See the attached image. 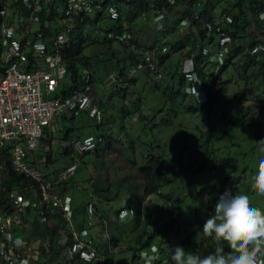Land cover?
Masks as SVG:
<instances>
[{
    "label": "built area",
    "instance_id": "2783aa9c",
    "mask_svg": "<svg viewBox=\"0 0 264 264\" xmlns=\"http://www.w3.org/2000/svg\"><path fill=\"white\" fill-rule=\"evenodd\" d=\"M200 3V0H0V264H72L76 260L87 264H119L111 256L115 250L109 223L105 219L99 221L97 197L93 193L89 194L84 208L85 227L88 231L98 227L97 237L105 243L96 244L94 241L99 240L80 237L74 227L72 197L62 194L61 189L71 181L79 162L74 158L68 166L51 172L40 168L47 162L46 154H38L44 150L40 147L41 141L47 139L46 130L52 127L56 116L66 114L79 118L87 115L94 125H105L99 103L87 93L92 87L89 85L92 83L90 72L86 70L81 77L85 86L82 91L74 84L70 87L60 85L69 75L63 53L77 42L74 35L84 34L87 27L103 28L106 23L119 21L126 27L125 15L129 12L140 13L142 22L152 30L153 39L149 46L159 36L166 35L167 41L172 30L185 35L189 26L187 19L199 18L191 6ZM179 6L183 7L182 17L185 19L181 20V17L180 23L174 25L172 15ZM44 10L47 15L42 21L40 14ZM259 19L264 24V12ZM202 23V29L210 38L207 41H212L211 45L201 48L202 64L217 71L232 56L233 18L220 12ZM33 24L37 26L35 30ZM104 33V37L115 42L131 39L127 30H104ZM212 45L213 51L210 50ZM161 54L174 55L167 45L161 47ZM248 54L257 60L264 54V42L255 43ZM151 56L148 53L141 63L131 66L129 75L147 71L160 80V64ZM183 64L187 95L205 99L192 58H186ZM117 83L118 76L113 72L103 80L102 87ZM60 86L61 90L57 92ZM125 86L123 83L122 88ZM104 144V137L95 133L70 141L67 149L82 156ZM14 176L31 179L36 186H23L21 192L16 183L10 185ZM58 214L62 216L67 234H64L65 241H57L54 256L63 260L49 262L48 245L51 243L31 239L28 225L32 229L33 224L43 226L50 222L49 216ZM134 215V209L124 208L117 219L123 221ZM20 232L26 236L22 237ZM160 253V248L151 245L137 252L134 264H172L169 255L161 257Z\"/></svg>",
    "mask_w": 264,
    "mask_h": 264
},
{
    "label": "rangeland",
    "instance_id": "374dc122",
    "mask_svg": "<svg viewBox=\"0 0 264 264\" xmlns=\"http://www.w3.org/2000/svg\"><path fill=\"white\" fill-rule=\"evenodd\" d=\"M209 1L216 7L215 10L218 12L224 8H227V11L230 10L236 0ZM59 11H61V8ZM129 20L132 21L131 27L135 29L134 37H137L141 45L149 46L153 39L152 30L149 28L147 23L142 22L140 13L136 16L135 13H133V17ZM177 20H179V16L175 15V19L172 20V23ZM127 21L128 19L124 21L125 24ZM36 28L37 26L33 24V29L35 30ZM86 34L90 35V39L92 38L96 41V43L92 45H86L82 52L84 56L91 58L92 65L89 69L91 70V73L94 72V78L103 76L104 70L110 71L115 65L116 59L121 60L126 57L127 53L118 52L120 47L115 42L112 44L111 50L108 49V45L100 42L105 35L103 29H92L87 27L84 30V35ZM169 35L170 38L168 37V40H171L173 43L179 42L181 39L180 35L175 31L171 32ZM79 36V34H75L74 39L78 41ZM134 37L132 36V39ZM158 39L161 42L163 40L160 36ZM252 43L253 41L247 42L245 43V46H249ZM111 53H114L116 58H113L114 56L112 55V57ZM179 61V55H172L168 58L164 64V77H169V75H173L174 77L176 76V78L178 77L175 73L179 74L181 72ZM208 68H210V73H216L213 67ZM251 71L254 75L258 74L257 68H252ZM245 72L246 70L244 68H240V66L236 64L235 66H230L227 69L224 77L220 76L219 84L220 82L223 84H217L212 91L215 97V104L213 105V109L215 111L213 110V114L214 116L216 115V118L213 117L210 120L206 119L208 116L207 111L202 114L199 112L195 115L184 111L183 114L177 118V116L173 115L172 110L168 107V100L170 97L168 93L162 94L163 92L160 90L148 91L151 89V86L148 84L144 85V79L142 77H138L136 79L137 84L135 94L132 95L127 93V95L124 96L125 98H123V96L118 92L106 93V91L100 90L99 85L96 84L94 86V96L96 97L98 103H102L106 113L105 120L107 121H105V125H103L102 129H104L108 135L113 136L112 144L107 148H105L104 145L92 153L83 155L80 158V161L79 155L73 152L72 157L76 158L77 162H79V167L73 180L71 179V181L68 182L67 187L69 186L70 188L71 186L69 191L78 193V201L81 198L80 195H82L83 191L87 188L93 191L95 186L103 191L101 192V198L104 199L100 200V202L99 200L96 201V209L98 213H105L108 211L110 214V219H106L112 227L116 226L115 234L119 239L118 241H120L117 250L127 248L129 246H135L136 248L139 247L138 243H140V241H144V236L147 235L148 237L151 232L153 234L152 225H156L159 230V233L157 232L155 236L157 241H171L172 244L178 245L182 241L175 240L179 236H183V239L187 238L188 235L185 232H189L188 229H185L180 225H182L183 222L190 224L192 221H198L200 224L198 225V228L190 229L193 234L192 241H190L191 251H199L204 254L214 249L217 242L207 236H204L200 230L206 220L204 215V210L206 209V194L212 196L215 192L214 189L220 188L219 178L212 185L210 182L208 185L207 182L204 183L205 186L202 196L193 193L195 196L192 197L190 194L191 191L186 183V181H188V183L193 186V180L189 178L190 175H186L181 179L177 178L176 175H172L170 177L172 182L168 186L161 187V193L149 196L147 202H145V200L140 202L143 182L139 177L138 167L143 165L148 159L145 155L150 154V151L158 143H161L162 140L166 143V151L168 153H173L176 148L175 146L178 142V138L181 135L180 131L185 130V125L188 124V126L192 127L199 124V127L205 133L209 134L211 142H213L214 139H219V143L215 144L214 147H210V151L212 148L215 149V155L209 160V165L213 166L217 160L225 158L233 160L234 163H236V167H240L242 170L244 169L243 177L244 175L249 174L250 171L248 169L254 173L256 169V161L259 156L264 155V151L259 148L257 139H255L254 136L255 133L253 131L245 132V127H249L248 119L252 118L253 120L254 112H258L254 106V102L257 95L264 89V84L261 82L260 76L256 78V81L252 82L255 89V94H252L254 95V99H251V102H247V100L244 99L245 103H241L243 104L241 117L239 119L233 118L232 111L233 109L235 111L236 108L234 107L240 103H233V99L239 94V96H242L245 87L248 86L247 83L249 81L244 77ZM242 75L243 77H241ZM65 82L66 81L63 80L61 85L65 84ZM160 83H164V80ZM60 90L61 86L57 89V92ZM183 91L186 93V89ZM139 93L141 98H138L137 100V95ZM187 96L195 101L188 99V101H185L181 105L180 109H184L185 105L186 107L190 104L197 105L196 103L198 102L196 97ZM141 100L144 101L143 104L140 103ZM179 102L181 103V101ZM205 104H208V102ZM54 119L55 132L53 133V143L48 142L49 150L51 151V160L54 167L49 166V170L59 169L62 166H68L71 162L69 157L62 154V150L66 146V141L63 139L65 131L68 127H70V122L73 120H70L72 118L66 114L56 116ZM82 122L83 124L89 123V127L92 126L91 121L82 120ZM79 123L80 122H76L74 124L79 125ZM232 123H234L235 126L232 127ZM69 129L71 131L72 139L75 137L78 138L80 135L85 133H89V131H83L81 129L76 131L73 126ZM124 129L128 130V135L124 133ZM223 134H227V136L223 138ZM197 153H199V150ZM195 156L197 155L195 154ZM242 163H246V167L245 165L242 166ZM253 173L249 182L245 183L246 180L241 178V181L236 182L234 187H237L235 190L248 191L252 205L264 212V195L259 194L255 190V186L252 184ZM202 176L204 178H208L209 175L207 176V172L204 171V175ZM223 192L224 191H222L221 194ZM130 194L133 195L132 201H130ZM159 195H167L168 198H173L180 202L179 204L176 202L177 206L175 207L176 209L174 212L170 211L168 204H163L164 201ZM129 201L131 207L140 208L141 210V221L139 227H133L135 215L132 218H127L123 221L116 219V213L118 212L119 214L124 207H128ZM85 204L86 202L80 206L85 207ZM210 204L214 205L215 203L211 202ZM191 205H194L193 210L196 215L192 213ZM178 208H181L182 212L183 222L181 224L179 222L180 218L179 220L177 218L178 222H176V218L175 220L172 218L173 213L177 212ZM79 220L80 221L77 220V224H80L81 219ZM73 223L75 225V220H73ZM178 227H180V232L177 231ZM133 228L137 229L133 230ZM61 232L67 234L64 230ZM109 233L111 234V230ZM94 242L96 244L105 243L104 241ZM226 242L227 241L225 240V243ZM48 248L50 250V255L51 253H54L55 249L51 247V244L48 245ZM114 256L117 262L121 260L120 254H115ZM59 260L63 259L54 257L51 261Z\"/></svg>",
    "mask_w": 264,
    "mask_h": 264
},
{
    "label": "trees",
    "instance_id": "16d2710c",
    "mask_svg": "<svg viewBox=\"0 0 264 264\" xmlns=\"http://www.w3.org/2000/svg\"><path fill=\"white\" fill-rule=\"evenodd\" d=\"M208 7L209 6L207 5V10H208ZM212 7H214L213 4H212ZM226 9L227 8L222 9V12L231 15L233 18V27H232L233 31L231 33L233 40L237 36V30L240 29L241 31H243V28L247 26L249 22H251L249 21V17H248L249 12L252 15V21H255L258 25L262 24L264 26V24L259 19V15L262 12H264V0H236L233 3L230 10L227 11ZM202 11L203 10L198 11V14H199L198 20H195L193 18L187 19L189 26L186 30L187 32L185 35H180L177 32L181 37L179 42L173 43L171 40H168V37H166L167 41H165L166 35H164L162 36V39H163L162 42L159 41L158 38H156L152 46L141 45L137 37H134L135 29L131 27L132 21L129 20L130 18L133 17V13L129 12L125 15V19L126 20L128 19V24L126 25V27L120 23L121 21H119V23L118 22L117 23H106L104 27L101 29L106 30V31L117 29L118 32L127 30L128 33L131 35V39L125 42H115L112 39H108L106 37H103L102 40H100V42H102L103 44L108 45L109 50H111V46L115 42L120 47L118 52L127 53L124 59H121V60L116 59L115 65L110 70L111 73L115 72L118 76V83L113 84L111 87H102L103 80L106 79L108 75L111 74L110 71L104 70L103 76H100L99 78H94V75H93L94 72L91 73L90 72L91 70L89 69L92 65L91 58L86 57L82 54L86 45H92L96 43V41L93 40L92 38L90 39L89 34L84 35L82 33L81 34L79 33L80 34L79 40L72 46V48H70L69 50H66L63 53V57L67 64V68L69 72V75L64 79L66 81L64 84V87H70L72 84H74V87L76 89H79L82 91L85 86L81 82V77L84 74V72H86L87 70L88 72L92 74L90 75L92 83L89 84V85H92V87L87 93L92 98H94V100H96V97L94 96L95 92H93V88L96 84L100 86V90L102 91L104 90L106 91V93L118 92L123 96V98H125L124 96H126L127 93H130L132 95L135 94L136 84H137L136 79L138 77H142L144 79V85L148 84L149 86H151V89L148 91L160 90L163 92L162 94L168 93V95L170 96L168 100L169 102L168 107L172 110L173 115L177 116V118L180 117V115L183 114L184 111H187L189 114H194V115L199 112H201L202 114L205 111H207V114H208V116L206 115L207 120H210L213 117L216 118V115L214 116L213 114V110H214L213 105L215 104V97L213 95L212 88L214 87L216 81L219 82L220 76L224 77V74L226 73L227 69L230 67V65L228 64L231 59L226 61L225 65L223 66V68L220 69L217 76H213L212 73L211 75H206V73L204 72V69L200 68L202 64L201 62L202 58L200 54L199 56L197 55L198 50L200 49V47H204L205 45H211L212 43L211 40L207 41V39H210V38H208L206 31L202 29V25H203L202 20L210 19L211 15H206L205 13L203 14ZM45 15L47 14L44 10V12L40 14L42 21L45 20ZM187 17H190V16H187ZM49 18H52V16L49 15ZM184 19H185L184 17L181 18V20H184ZM179 23H180V19L177 21H174V25L179 24ZM117 25H118V28L116 27ZM263 26H260L262 30H264ZM192 29L195 31V33L191 32ZM77 30H78V27L75 29V31ZM173 31L174 30H172L171 32ZM132 36L134 37L133 39H132ZM158 43H159V46H158ZM163 45H167L168 47H170L171 54L174 53L175 55V54L180 53L181 62H182V59L185 57L192 58L193 64H194V72L198 75L201 82L203 83V89L206 94V103L208 102V104H201V103H196L197 105L190 104L187 107L185 105L184 109H180L181 105L185 101H188V99H192V98L188 97L187 93L183 91L186 88V83L183 80V75H184L183 68L182 70H180L181 72L179 74L175 73V75L178 76L177 78L176 76L174 77L173 75H169V77L168 76L164 77V74L162 73L164 70L163 64H165L168 58L172 55L168 54V55L162 56L161 47ZM253 45L254 44H252L251 47ZM186 46H188L190 50L187 52V55H183L184 53L182 51L185 50ZM148 53L152 54L151 57L154 62L157 61V63L160 64V66L158 65L160 68L159 73L162 75V78L160 80H156L155 79L156 75L150 72H147V71L140 72L138 74H135L134 76L129 75V68L137 63H141ZM112 55L114 56V53H111V56ZM113 58H116V56H114ZM240 61L244 64V65H240V68H244L246 70L244 77L249 82L247 83L248 86L245 87L246 91L244 90L243 95L239 96L240 95L239 94L236 98L233 99V103L235 104L236 102H240L236 107H234L236 108V110L234 111L233 109L232 111V117L236 119H239L241 117V112H242V107H243V104L241 103H245L244 99L247 100V102H251L250 100L254 99V95L252 94H255L254 93L255 89H254V86L252 85L253 84L252 82L256 81V78L260 76L261 82L264 84V54H261L257 60H255L253 57H250V56L247 57L245 56V54H241ZM232 65L235 66L234 63H232ZM208 66L209 65L207 64L203 65V67L205 68ZM252 68H257L258 70L257 75H254V73H251ZM170 77H171V80H170ZM210 77H211V82H209ZM241 77H243V75ZM163 80H164V83H160ZM146 82H149V83H146ZM123 83L126 85L124 88H122ZM222 84L223 83L220 82L219 85H222ZM246 88H251V89H246ZM68 90L69 88L67 90L63 89L62 93H66ZM138 98H141L140 93L137 95V100ZM179 101H181V103ZM140 103L143 104L144 101L141 100ZM254 103H255L254 106L258 112H254L253 120L252 118L248 119L249 127H245V132L253 131L255 133L254 134L255 139L258 140L260 137L264 136V89L262 90L261 93L257 95ZM203 105H206V106H203ZM99 106L102 112H104V107L102 103H99ZM94 126L98 130L97 133L101 134L104 137L105 139L104 145H105V148H107L109 145L112 144L113 136L108 135L105 132V130L102 129L103 125H94ZM179 126H183V125H179ZM233 126H235L234 123H232V127ZM180 132H181V135L178 138V142L175 146L176 148L173 151V153H168L166 151L167 149V146L165 147L166 143H164L162 140L161 143H158L150 151V154L145 155L147 156L148 159L143 165L138 167L139 177L141 181L143 182L142 194L140 195V202L146 200L151 195L161 193L160 191L161 187L168 186L172 182V180L170 179L172 175H176V177L180 179L186 175H190L189 178L193 180V184H192L193 186H191V184L188 183V181H186V183L188 184L189 190L192 192L191 193L189 191L192 197H194L195 194L202 196L203 191H204V186H205L204 183L207 182V185H208L210 182V184L212 185L219 178L220 188L214 189L215 192L213 193L212 196H209L208 194H206V209L204 210L205 212L204 215H205V219L207 220L209 216L212 214L213 206H214L210 203L211 202L215 203L219 195H221V192L224 191L226 188L231 187L233 190H235L237 187H234V184L236 182H240L241 178H244L246 180L245 183L249 182V180L252 178L253 172H251V170L248 169L250 171L249 174H246L243 177L244 169L242 170L240 169V167H236V163H234L233 160L225 159V158H221L220 160H217L213 164V166L209 165V160L212 159V157L215 155V149L212 148V150L210 151V147H214L215 144L219 143V139H214L213 142H211L209 134L205 133L199 127V124H196L195 126H192V127L188 126L187 124L185 125V130L180 131ZM124 133L126 135L129 134L127 129H124ZM87 135L88 134H86L85 136ZM226 136L227 134L226 135L223 134V138ZM63 139L67 141H72L71 131L69 128L65 131ZM198 150H199V153H197ZM62 151L65 156H69L72 154L71 150H68L67 148L63 149ZM45 154H46L47 162L48 163L52 162L51 151H46ZM195 154L197 156H195ZM44 164H41L40 166H46V163ZM244 165L246 167V163H242V166ZM241 170L242 172L240 173ZM204 171L207 172V176L209 175L208 178L207 177L204 178L202 176L204 175ZM244 174H245V171H244ZM20 182L21 184H19ZM13 183H16L17 185L20 186L21 192H23V189H22L23 186H26V185L36 186V184L33 183L31 179L28 180L24 178L23 176H14L12 178V181L10 182V185ZM66 190H67V183L63 185L61 189V193L67 194ZM89 192L93 193L97 197L95 201L99 200L100 202V200L104 199V198H101V195H102L101 192L103 191L96 188L95 186L93 188V191H91L90 189ZM160 197L164 201L163 203L164 205L168 204L171 212H174L176 209L175 207L177 206V203L178 204L180 203L179 201L173 198H168L167 195H162ZM132 199H133V195H131L130 201H132ZM130 201H129L128 208H132L135 210V216H134L135 220L133 222V227L134 226L139 227L140 221H141V210L140 208L131 207ZM211 206H212V209H211ZM193 209H194V205H191L192 213L196 215ZM177 210H178L177 212L173 213L172 218L174 220L176 218V222H178L180 218L179 222L181 224L183 222L181 208H178ZM96 212L99 216V221H102L103 219H105V217L103 216V213H98L97 209H96ZM116 214L118 215V212ZM52 217H55L56 219L55 223H51ZM49 219H50V222L44 224L41 229H38L39 227H35V229L38 230L36 235H39L41 237L42 239L41 241H46V240L49 241L51 243V247H53L54 249V247L57 245V241H59V237L61 235L60 232L64 230V224H63L64 222H63L62 216H60L59 214L58 216H49ZM84 224H85V220L83 222V225ZM199 224L200 223L198 221H192L190 224H186L185 222H183V224L180 226L189 230V232H185L187 233L188 237L183 239V236H179L175 241H182V242L179 243L178 245H174L171 243V241H165L163 239H162L163 241H160V240L157 241L155 239V236L157 232L159 233V230L156 225H152L153 227V234L151 232L152 236L151 234L148 237L147 235L144 236L143 238L144 241H140V243H138L139 247L137 248L135 246H129L125 249H122L119 253L120 258H121L120 261H122V264H134L135 258L137 257L136 255L137 252L146 250L151 245H156L159 247L161 245L163 246L169 245L171 246L170 247L171 249L177 246H181L185 248L186 251H191L190 241H192L193 234L190 231V229L198 228ZM109 227L111 230V241H113V247H116L120 243V241H118L119 240L118 237H116V234H115L116 226L112 227L111 224L109 223ZM136 229L137 228H133V230H136ZM179 230H180V227H178L177 231L180 232ZM171 253H170V256H171ZM130 254H132L133 256L132 258H130ZM114 255L115 254H112L111 256L112 258L114 257L115 259ZM160 256L161 257L168 256L164 248L161 250ZM54 257H55L54 253H51L50 257L48 258L49 262H51V260H53ZM73 264H87V263L77 260L73 262ZM157 264H159V262Z\"/></svg>",
    "mask_w": 264,
    "mask_h": 264
},
{
    "label": "clouds",
    "instance_id": "9594fccd",
    "mask_svg": "<svg viewBox=\"0 0 264 264\" xmlns=\"http://www.w3.org/2000/svg\"><path fill=\"white\" fill-rule=\"evenodd\" d=\"M196 100L205 104L206 94L205 99L196 97ZM257 143L264 151V136ZM252 184L259 194L264 195V155L256 161ZM200 231L217 242L207 253L186 251L181 246L173 249L169 245L157 247L160 250L164 248L169 256L172 252V264H264V212L252 205L248 191L226 188L217 198L212 214ZM122 249L125 248L119 250ZM116 250L114 254H119Z\"/></svg>",
    "mask_w": 264,
    "mask_h": 264
},
{
    "label": "crops",
    "instance_id": "0c3cea01",
    "mask_svg": "<svg viewBox=\"0 0 264 264\" xmlns=\"http://www.w3.org/2000/svg\"><path fill=\"white\" fill-rule=\"evenodd\" d=\"M203 4H204V8H203ZM207 5L209 6L208 7V10H207ZM206 6V7H205ZM210 7H212V3L209 1V0H207V1H205V0H202V2L200 3V5H197V6H191V9L192 10H194L195 9V11H196V14L198 15V11L199 10H203L202 11V13L204 14H206V15H213V14H217V13H220V12H222V9L221 10H219L218 12L215 10V6L214 7H212V8H210ZM189 9V8H188ZM187 9V10H188ZM182 10H183V7H181V6H179L178 8H176L175 9V11H174V14L172 15L173 17H175V15L176 16H179V19L183 16V14H182ZM248 17H249V21H251V22H249V24H247V26H245L244 28H243V31H241L240 29L239 30H237V36H236V38H234V40H233V46H231V48H230V53L232 54V56H230L228 59H231L230 61H229V64L228 65H230V66H233L232 65V63H234V62H236V63H234L235 65L236 64H238L239 66L240 65H244L241 61H240V56H241V54H245V56H247V57H249L250 55L248 54V51L250 50V48H251V45L252 44H255V43H258V42H264V30H262L261 28H260V26H263L262 24H257L255 21H252V15H251V13L249 12V14H248ZM257 20H258V18H257ZM264 27V26H263ZM191 32H193V33H195V31L192 29L191 30ZM253 41V43L251 44V45H249V46H245V43H247V42H252ZM201 48L202 47H200V49L198 50V53H197V55L199 56V54H200V52H201ZM210 49H211V51H213L214 50V47H213V45L210 47ZM237 49V50H236ZM190 50V48L188 47V46H186V48H185V50L184 51H182L184 54L183 55H187V52ZM175 55H179V59H180V61H179V64H180V70H182V68L184 69V64H183V66H182V63H183V61L186 59V58H188V57H185V58H183L182 59V62H181V54L180 53H178V54H175ZM251 57V56H250ZM189 60V59H188ZM181 62V63H180ZM201 62H203V59H201ZM227 65V66H228ZM209 67V66H208ZM208 67H203V65L201 64V67L200 68H202V69H204V72L206 73V75H211V73H210V68H208ZM193 68H194V65H193ZM214 68V67H213ZM215 69V68H214ZM165 70V69H164ZM216 71V70H215ZM219 73V71L217 70L216 71V73H212L213 74V76H217V74ZM250 73V72H249ZM239 78V77H238ZM214 79H215V77H214ZM213 79V80H214ZM209 82H211V77L209 78ZM218 81H216L215 82V85H214V87L212 88V91H213V89L215 88V86L217 85V84H219V82L217 83ZM62 83V82H61ZM61 83H60V85H61ZM201 84H202V87H203V83L201 82ZM246 85V84H245ZM61 86H64V84H62ZM104 116H105V119H106V113H105V111H104ZM104 119V121H107V120H105ZM70 120H73L72 122H70V127L71 126H73L74 128H75V130L76 131H78V129H81V130H83V131H89V133H85V134H83V135H80L78 138H74V139H71V140H73V141H78V139L80 140L81 138H83L86 134H94V133H97L98 132V130H97V128L94 126V124L92 123V126L91 127H89L88 125H89V123L87 124H83V122H82V120H85V121H90L89 119H88V117H87V115H82L81 117H79V118H72V119H70ZM69 120V121H70ZM76 122H80L79 123V125H77V124H74V123H76ZM54 126H55V119H54V121H53V123H52V127L51 128H49V129H47L46 130V134H47V139H45V140H42L41 141V145H40V147L41 148H43L44 150L43 151H39V155H45V153L44 152H46V151H50L49 150V145H48V142H50V143H53V133L55 132V128H54ZM70 127H68V128H70ZM94 131H96V132H94ZM76 134V133H75ZM66 142V146L63 148V149H66L67 148V146L69 145V143H70V141H67V140H65ZM68 142V143H67ZM47 144V145H46ZM69 150V149H68ZM71 153H72V151H71ZM62 154H63V151H62ZM64 155V154H63ZM85 155V154H84ZM65 156V155H64ZM83 156V155H82ZM82 156H80L79 155V161H80V158L82 157ZM66 157H69L70 159H71V162H72V160H74V157H72V154L71 155H69V156H66ZM52 159V158H51ZM76 159V158H75ZM70 162V163H71ZM53 162H46V166H42V167H40L41 169H43L44 170V172H51L52 170H49L48 168H49V166H52V167H54V165L52 164ZM69 163V162H68ZM62 167H64V166H62ZM78 167H79V163H78V165H77V169H78ZM60 169V168H59ZM77 169H76V171H77ZM76 173V172H75ZM75 176V175H74ZM74 176L71 178L72 180H73V178H74ZM67 185H68V183H67ZM70 188H71V186H70ZM70 188H69V186L67 187V190H66V192H67V194L68 195H70L71 197H72V200H73V211H74V220H75V225H74V227L76 228V230L78 231V233H79V236L80 237H82V238H86V237H92V238H94V239H97V240H99V241H102L101 239H99L98 237H97V229H98V227H95V228H91V230L90 231H88L87 229H86V227H85V224L83 225V222H84V220H85V213H84V208L83 207H81L80 205L81 204H83V203H85V202H87L88 201V199H89V188H87V189H85L84 191H83V194L82 195H80L81 196V198L79 199V201H78V197H79V195H78V193H75V192H73V191H69L70 190ZM84 200V201H83ZM83 201V202H82ZM148 200H145V202H147ZM82 202V203H81ZM110 214L108 213V211H106L105 213H103V216L105 217V219L106 218H109L110 219V216H109ZM109 216V217H108ZM79 219H81V222H80V224H77V220L78 221H80ZM56 222V219L54 220V219H52L51 220V223H55ZM82 223V224H81ZM28 227H29V231H28V234H31V239H33V240H36V239H41V237L39 236V235H36V233H37V231L38 230H36L35 229V227H39L38 229H41L42 228V226H37L36 224H33V229H32V227L30 226V225H28ZM61 233V235H60V237H59V241H65V233H62V232H60ZM20 234H21V236L22 237H25L26 236V234L25 233H21L20 232ZM42 240V239H41ZM46 240V239H45ZM47 241V240H46Z\"/></svg>",
    "mask_w": 264,
    "mask_h": 264
},
{
    "label": "bare ground",
    "instance_id": "6f19581e",
    "mask_svg": "<svg viewBox=\"0 0 264 264\" xmlns=\"http://www.w3.org/2000/svg\"><path fill=\"white\" fill-rule=\"evenodd\" d=\"M211 50V49H210ZM112 242V246H113V241H111ZM113 249L114 250H116V247H113ZM133 253V252H132ZM113 254H114V252H113ZM112 255V254H111ZM131 255V257L130 258H132L133 256H132V254H130ZM77 261V260H76ZM119 264H122V261H119L118 262ZM73 264V263H72Z\"/></svg>",
    "mask_w": 264,
    "mask_h": 264
}]
</instances>
